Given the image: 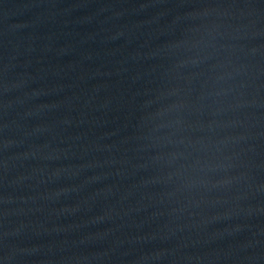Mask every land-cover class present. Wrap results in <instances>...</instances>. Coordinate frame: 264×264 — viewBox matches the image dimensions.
<instances>
[{
  "label": "water",
  "instance_id": "1",
  "mask_svg": "<svg viewBox=\"0 0 264 264\" xmlns=\"http://www.w3.org/2000/svg\"><path fill=\"white\" fill-rule=\"evenodd\" d=\"M0 264H264V0H0Z\"/></svg>",
  "mask_w": 264,
  "mask_h": 264
}]
</instances>
